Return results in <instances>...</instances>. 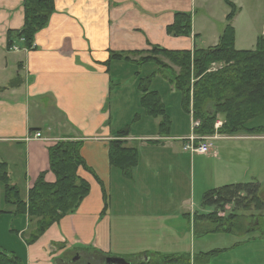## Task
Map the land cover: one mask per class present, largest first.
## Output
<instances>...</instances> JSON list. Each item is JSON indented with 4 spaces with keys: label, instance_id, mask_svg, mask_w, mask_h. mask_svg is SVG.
<instances>
[{
    "label": "crops",
    "instance_id": "0c3cea01",
    "mask_svg": "<svg viewBox=\"0 0 264 264\" xmlns=\"http://www.w3.org/2000/svg\"><path fill=\"white\" fill-rule=\"evenodd\" d=\"M252 1L259 0L234 2L240 8L233 23L239 51H254L258 38L264 36L259 13L243 18L245 4ZM197 10L200 14L194 16ZM177 13L192 15L191 38L167 34ZM229 14L230 9L223 11L221 0H56V12L48 27L36 35L35 48L29 50L18 37L25 27L24 0H0V146L13 147L15 154L28 152L22 169L15 166L14 156L7 151L2 152L0 160L9 165V174L17 185L28 192L43 173L49 183L55 182L49 163V148L55 144L82 141L86 163L87 157H92L91 165L88 164L92 172L80 169L78 173L91 185L90 196L74 215L52 226L35 244L26 245V252H18L23 264H66L65 256H77L78 252H89L97 259L101 255L102 260L190 255L192 264L196 257L198 264H211L212 258L220 257L225 258L223 264H264V233L251 230L264 217L256 221L243 219L246 229L241 234L207 235L214 228H205L200 231L203 235L225 239L212 252L190 254L188 245L182 243L192 245L197 227L212 225L198 223V213L188 211L190 193L178 192L182 185L178 171L182 161L189 158L195 165L194 176L197 158L212 160L209 180L214 182V188L204 186V196L211 190L248 181L260 184L263 190L264 153L258 154L262 158L260 164L245 161L240 153L243 142L264 139L240 135L220 141L236 142L231 144L236 145L234 153L215 149L212 156H195L184 152L181 139L193 133V119L184 112L179 95L171 88L169 94L178 96L176 117L185 128L176 129L177 119L169 111L173 120L169 136L161 132L160 119H149L140 110L139 87L134 86L137 91L133 94L119 95L115 114L110 107L114 86L120 93L125 92L122 84H116V75L139 79V73L142 78L139 71L127 72V65L138 67L131 63L115 62L108 68L106 63L112 54L145 53L154 47L169 51H194L205 44L210 45L208 48L217 47ZM15 48L18 51H13ZM114 71H118L116 75ZM163 79L158 75L154 80L165 82ZM132 96L136 106L128 108ZM118 111L124 114L116 119ZM126 128H130V135L119 138ZM36 134H41L42 140L28 141ZM118 140L138 150V163L128 178L110 164V144ZM90 143L92 152L85 150ZM262 146L264 143L259 152ZM165 164L166 173H161ZM20 171L21 175H17ZM236 175L240 178L233 180ZM26 231L28 228L19 236H25ZM246 231L250 234L244 235ZM224 234L233 239H226Z\"/></svg>",
    "mask_w": 264,
    "mask_h": 264
},
{
    "label": "trees",
    "instance_id": "16d2710c",
    "mask_svg": "<svg viewBox=\"0 0 264 264\" xmlns=\"http://www.w3.org/2000/svg\"><path fill=\"white\" fill-rule=\"evenodd\" d=\"M224 2L230 9V14L217 47L207 50L195 48L194 51H169L154 47L145 53L112 54L110 61L106 63L108 68L115 62L157 68L155 73L151 72L146 77L140 78V74H137L141 80L139 106L149 119L161 120V132L166 136L171 135L173 120L171 109L165 101V91L168 90L163 83L168 84L169 88H175L184 112L201 122V127L194 129V132L202 137L215 134V125L220 117L224 122L220 134L264 135V127L253 128L251 125L255 119L264 116V36L258 38L254 51L237 50L233 23L240 8L231 0ZM55 12L56 0H24L25 27L18 37L24 40L26 48H35L36 35L48 27ZM167 34L173 38H191L192 15L177 13L174 23L167 28ZM12 37L13 35L9 37L11 49L14 47ZM135 56L142 58L133 61L131 58ZM159 57L166 58L170 67L160 62ZM158 75H162L165 82H155ZM130 128L123 130L119 138L128 137ZM83 146L82 141H67L50 147V172L56 180L49 183L46 180L47 174L43 173L28 192L13 180V176L9 174V165L0 162V184L5 190V204L10 206L9 210L0 211V217L27 218V246L35 244L65 217L74 215L82 202L90 196L91 185L78 175L80 169L92 172L82 156ZM109 158L111 166L122 171L128 178L138 163V150L128 147L124 141H113L110 144ZM260 192L261 186L257 183L211 190L204 196L203 206L215 211L209 215L196 216L197 222L213 226L214 230L206 232L207 235L217 232L241 234L246 229L243 219L264 217V201ZM105 197L107 198V193ZM252 205L260 210L257 216L248 214ZM228 207L232 210L227 217ZM263 226L264 221L260 220L255 229L251 230L264 233ZM249 234V231L244 232V235ZM125 261L128 264H192V257L139 255ZM194 261L198 264V257ZM0 264H23V261L15 253L0 250Z\"/></svg>",
    "mask_w": 264,
    "mask_h": 264
},
{
    "label": "rangeland",
    "instance_id": "374dc122",
    "mask_svg": "<svg viewBox=\"0 0 264 264\" xmlns=\"http://www.w3.org/2000/svg\"><path fill=\"white\" fill-rule=\"evenodd\" d=\"M233 3L236 0H231ZM221 7L223 9V11H227L229 10V8L223 3V0H221ZM239 8V7H238ZM245 14L243 16L246 17L249 14H255V16L257 15V13H259V15L261 16V20L264 22V0H259V1H252L251 3H246L245 4ZM196 14H200V11L197 10L196 12H194V16ZM199 18V17H198ZM260 20V22H261ZM262 25V22H261ZM259 26V24H258ZM208 44H205V46H203L202 49L207 50L208 48ZM158 60L160 62H162L164 65H167L170 67V63L166 60V58L164 57H159ZM119 64H116V66ZM125 69L127 70V72L131 73L130 71H139L142 75V77H146V75L151 74V72L155 68L154 66H147V67H143V68H138V67H134V66H130L127 65L125 67ZM151 71V72H150ZM118 71H114L113 73H117ZM150 72V73H148ZM165 73V72H164ZM134 74V73H133ZM129 76V77H128ZM127 78L123 77L121 78V76H115V82L116 84H122L123 86V90L125 92L122 91V93H120V91L117 89L118 86H114L113 90V96H112V100H111V105L110 107H113L114 110V114L117 110V104L119 102L116 101L117 98H119V95H123V94H133L134 92H136L137 88L140 86L141 80L135 78L132 75H128ZM126 78V79H125ZM136 79V80H133ZM159 82L163 83L162 80H158ZM164 87L167 88V90H169L170 88L172 89V91H175L174 87H170L169 85L166 83H163ZM135 86V88H134ZM165 101L168 105V107L170 109H172L171 112H173V118L174 120L177 119L176 117V109H178V96H172L171 94H169L168 91H165ZM133 97V96H132ZM128 98L125 99V101H127ZM136 106V100H134V97L131 98V103L128 105L129 107L132 106ZM120 106H122L123 108L125 107L122 103L120 104ZM137 107H134V110H136ZM135 112V111H134ZM140 112V110H139ZM124 113L118 111L117 115H116V119H119L120 117H122ZM34 116V115H33ZM181 116V115H180ZM35 118V116H34ZM193 119V127H195V123H196V129H199L201 127V122L195 120L194 116L192 117ZM181 119H177L176 122V129H179L180 127H182L183 129L185 128V125L181 126L180 123ZM218 125L219 128H218ZM223 118L220 117L218 119V122L215 125V134L212 136H203V137H216V136H221L223 138H227L225 140H219L217 142H215L214 144V148L211 150V152L209 154H207L206 156L209 155H213L215 152L213 150L217 149L220 150L219 152L222 153L223 151H228V150H233V153L235 152V146L231 145L232 143H236V142H220V141H226V140H233V139H237L238 136H251V137H257L256 139H264V135H246V134H240L237 136H227V135H223L220 134L221 130L223 129ZM253 128H259V127H264V116L258 119H255L252 123H251ZM131 126V125H129ZM197 134V133H196ZM198 136L202 137V135L197 134ZM264 142H243L241 144L243 151L240 153L241 156L243 157V159L245 161H251V162H256L257 164H260L262 161L261 158V154L258 155L259 153H264V146L261 147L260 152L258 150L259 146H261V144H263ZM224 146V148H223ZM93 144L90 143L88 145H86L85 150H89L90 152H92V148ZM8 153V155H12L14 156V160H15V166L18 167V169H22L25 167L24 162L26 161V157H28V152L27 154L25 152H19V153H14L13 152V147H9L8 149L4 146H0V155H2V152ZM181 154V153H180ZM255 154V156H254ZM197 156V155H195ZM202 156V155H199ZM4 158V156H3ZM88 159V164L91 165V161H92V157H87ZM0 162H3L0 160ZM212 160L210 159H206V158H197V162H196V173L194 176V168L195 165L192 161L191 158H189L187 161H182L181 163V168L178 171L179 176L181 177V181H182V185L181 188L179 189V193L182 194L183 191L190 193L188 200L190 201L188 203V211H193V213H198V215L204 214V215H209L212 211L214 212L215 210H212L211 208H206L203 206V197L204 195H202V188L208 187L209 189L214 188V182L212 180H209L211 178V172H212V168H213V163H211ZM217 163V161H216ZM89 166V165H88ZM168 164H165L164 170H162L161 173H166ZM90 168V166H89ZM160 171V170H159ZM22 171L18 172L17 175H21ZM251 176H253V172H251ZM166 177V176H164ZM148 178H152L151 176L148 175ZM240 178L239 175H236L233 180H238ZM209 180V181H208ZM21 181V180H20ZM250 183H253V181H248ZM195 183V185H194ZM92 184V183H91ZM248 184V183H246ZM258 184V183H257ZM236 185H240V184H236ZM224 185H221V187ZM230 186V184L228 185ZM261 186V185H260ZM194 187H195V194H193L194 192ZM4 189L1 187L0 188V211H7L10 209L9 205L5 204V199H4ZM262 191H264V188L262 190L261 188V196H262ZM264 194V193H263ZM263 200V199H262ZM264 201V200H263ZM191 209V210H190ZM232 208L230 209L229 207L226 208V216H230ZM260 210H258V207L255 205L251 206L250 211H248V214L250 216H257ZM264 211V210H263ZM256 214V215H255ZM247 215V213H246ZM252 218V217H250ZM260 219V218H257ZM257 219H252L253 221L257 220ZM200 223V222H199ZM29 229V225L27 222V218L24 217H18V218H14L11 216H1L0 217V250L2 251H7L8 253H15L16 255H18L20 257V255L18 254V252H26V242L28 240V231L27 234L25 236H23V233L19 234L22 230ZM205 228H213V226H198L197 227V237L195 238L194 243L191 245V243H186L183 242L182 244H186L188 245L189 250L188 252L190 254H194V255H198L201 252H212L214 251V249L216 248V246H219V244L222 243L221 239H225L222 236H205L203 235V233H200L201 230L205 229ZM264 230V226L262 227ZM226 239H233V236H229V235H225ZM210 237V238H209ZM214 243V245H213ZM218 243V245H217ZM226 243V242H224ZM93 252V251H91ZM89 252L86 253H80L78 252V255L76 256V254H69L65 256V260H67L66 264H87L88 261H90L92 264H104L105 263V259L102 260V258H100L101 255H98L97 257H99L98 259L95 257L93 258V256L90 254H88ZM235 256V254H234ZM77 257H81L79 258V260L77 262H74V260ZM227 257V256H226ZM228 257H233V255H230ZM225 258L220 257V258H215L211 261V264H223L222 261H224Z\"/></svg>",
    "mask_w": 264,
    "mask_h": 264
},
{
    "label": "built area",
    "instance_id": "2783aa9c",
    "mask_svg": "<svg viewBox=\"0 0 264 264\" xmlns=\"http://www.w3.org/2000/svg\"><path fill=\"white\" fill-rule=\"evenodd\" d=\"M13 51H18V48L13 49ZM220 125H218L219 128ZM194 129H196V123L195 127H193V133L184 138L181 139L183 143V150L186 153H189L191 155H204L206 156L211 152V150L215 147L214 143L219 140H225L227 138H223L221 136L216 137H200L195 132ZM33 140H42L41 134H36L34 137L30 138L28 141ZM214 151V150H213Z\"/></svg>",
    "mask_w": 264,
    "mask_h": 264
},
{
    "label": "water",
    "instance_id": "95a60500",
    "mask_svg": "<svg viewBox=\"0 0 264 264\" xmlns=\"http://www.w3.org/2000/svg\"><path fill=\"white\" fill-rule=\"evenodd\" d=\"M80 257H77L74 261L77 262ZM106 264H128L124 259L120 258H108Z\"/></svg>",
    "mask_w": 264,
    "mask_h": 264
},
{
    "label": "flooded vegetation",
    "instance_id": "af4514ba",
    "mask_svg": "<svg viewBox=\"0 0 264 264\" xmlns=\"http://www.w3.org/2000/svg\"><path fill=\"white\" fill-rule=\"evenodd\" d=\"M75 262V261H74ZM87 264H92L90 261L87 262Z\"/></svg>",
    "mask_w": 264,
    "mask_h": 264
}]
</instances>
